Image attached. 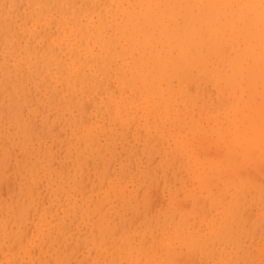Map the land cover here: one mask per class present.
<instances>
[{
    "label": "bare ground",
    "instance_id": "1",
    "mask_svg": "<svg viewBox=\"0 0 264 264\" xmlns=\"http://www.w3.org/2000/svg\"><path fill=\"white\" fill-rule=\"evenodd\" d=\"M250 3L259 4V0H0V7L2 9L0 13V25L3 29V35L0 39H9V43L12 42L14 45H18L20 39L25 41V53L29 58H36L43 68H56L58 72L65 75L69 80H72L79 87L85 89V92L91 96L93 102L100 100L105 107H113L117 112L127 110L131 114H137L145 118L147 122L149 118L152 119L150 123H152L155 130L163 137L174 140L177 147L183 149L182 152L186 151L187 154H193L198 151H195L194 148L199 149L197 153L201 150L204 153V158H202L206 164L203 163V161L201 163L205 165L206 169H210L211 173L212 171L214 172L213 174L216 173L214 175L215 178L216 175L218 179L220 178L216 180L218 183V181L220 182L223 180L221 176L225 171L232 170V172L241 174L240 164L242 165L243 163L244 166V162H251L256 156L264 160V39H262L261 36L259 10L253 11L241 8L214 7V5H242ZM196 5H202L204 7H194ZM207 93L209 98L204 99ZM213 93L218 100V110L224 112L222 116L216 114L213 116L208 115L209 112L206 108L213 104ZM84 105H89V103L83 104V106ZM90 106L91 103L89 107ZM196 106L199 107L200 111L198 115L193 112ZM3 108H1V110ZM85 108L87 109V107ZM204 111H206L209 116L208 120L218 125L216 129H214L215 125H211V123H209L211 126L206 127L203 125L202 121L205 118L203 117L204 119H201V113ZM16 113L19 115L21 110L18 109ZM36 125L35 127L37 128L39 123L36 122ZM56 127H54V129ZM211 132L216 134L215 136H217L218 140H221L220 142H224L221 143V145L224 144L223 147H225V150H221V146L219 144L218 146L216 143L214 147L217 145L219 151H217L215 147V151L212 152L214 150V147L213 150L211 149L213 144L208 143L209 134H211ZM62 134L60 133L59 135ZM189 135L191 137H189ZM218 140L216 141L218 142ZM34 144L36 145V143ZM178 150L179 149L176 150L177 153ZM10 152L13 156V151ZM215 152L220 156L218 157L215 154L218 160L214 158ZM196 156L197 154L195 157ZM82 157L83 156H81V158ZM189 157L190 155H188V158ZM255 160L256 159H254L253 163L257 165L258 160ZM55 162L56 161L53 163ZM261 162L263 163L264 161ZM90 163L89 161L88 164ZM196 164L197 163H195L194 166H196ZM248 164L249 163L246 164L247 167ZM66 165L68 166L67 163ZM110 165H108L109 168ZM255 165H253V167ZM200 166L201 165H199V168ZM250 167L249 165V168ZM244 168L246 169V167ZM254 168L257 169L256 166ZM98 169L99 167L97 170ZM206 169L204 170L205 172L208 171ZM258 169H260V167ZM258 169L256 175H253V178H260L257 176L260 175ZM85 170L83 169V171ZM191 170H193L192 167ZM194 171V174L193 172L190 174L199 176L197 174V168L194 167ZM199 171H201V169ZM201 173L203 174V169ZM211 173L210 175H212ZM206 174L207 172L203 174V182L201 184L204 183L202 185L203 189L206 188L208 190L210 188V191L213 192V190H211V188H213V181L208 177L210 175ZM253 174H255L254 171ZM193 175L192 177L194 178ZM226 175L227 174H225V176ZM250 176L252 177V172L250 174L249 171V179L251 178ZM192 177L191 179H193ZM199 177H197V181ZM211 177H213V175ZM230 177L232 179L234 178L233 180L236 178L235 176L233 177V173L230 175L229 172V178ZM85 178L83 177L82 179ZM95 180L96 179L93 181ZM199 180V182H201V179ZM43 181L42 183H44ZM246 181L244 180L243 183ZM103 182L105 184V179ZM222 182L220 184L221 186ZM248 182H246V185H248ZM97 183L96 181V184ZM231 183L232 182H230V184ZM233 183L234 185L236 184V182ZM251 183H253V181ZM7 184L11 185L10 183ZM86 184V186H88V183ZM53 186H55V184ZM231 187L234 188L235 186L230 185V189ZM9 188L10 186L8 187V191ZM244 188L246 189V187ZM11 189L12 188H10L9 192H12ZM88 189L89 188H87V192ZM94 190L95 188L93 191ZM224 190L227 191L226 188ZM200 191L201 190L198 189V192H196L199 193ZM220 192L218 191L217 195L218 193L220 194ZM225 193L226 192H224V195ZM21 194L23 193H20V195ZM83 195H85V193ZM191 195L193 196V194ZM220 195L222 196V194ZM237 196L239 200V195ZM200 198L197 197V199H199L198 202L207 198V200L205 199L206 201L204 200L202 208L204 205L206 207L210 203L213 204L216 202V205L222 204V202H220L221 200L215 198L214 195L212 196L211 192L209 196H203L202 199ZM223 198H225V196H223ZM230 198L232 199L233 197L231 196ZM262 200H264L263 195ZM45 201L42 202L46 203ZM180 201L182 202V199ZM207 201L210 203L208 202L207 204ZM78 202L80 201L78 200ZM179 202V206H182L181 208L185 206V209L187 204H192L189 202L190 204L185 203L183 205V203ZM248 202L249 201L245 203L247 204ZM196 203L197 202H195V204ZM200 203L202 204V202ZM237 204L233 202L230 207L229 205L228 207L225 206L228 213H224L226 215H232L231 212ZM246 204L244 211L247 209ZM214 205L209 206L215 208ZM254 205L255 204H253V206ZM196 206H199V203ZM63 207L61 208L63 209ZM212 208L206 207L203 211L205 210L206 213H209ZM256 208L258 209V207ZM194 209L195 206L192 211L190 209V212H193ZM207 209L209 210L207 211ZM37 210H39V207ZM263 210L264 208L256 211H261L263 213ZM28 211L31 212V210ZM154 211L156 212V210ZM198 212L199 211L196 210L194 211L195 216ZM203 213L204 212H199L197 216ZM139 215L138 218H140ZM200 215L198 216L199 218ZM203 215L205 216V213ZM257 216H259V214ZM236 217L238 219L239 215ZM243 217L244 216H242V218ZM245 217L251 219L249 215ZM30 218L29 214V219ZM242 218H239L240 222L244 219ZM201 220L195 221L201 222ZM254 220L256 219L254 218ZM134 221L136 224L137 216L136 220H133V223ZM112 222L113 221H111V223ZM191 223L192 222H190V224ZM247 224L249 223L247 222L245 225ZM59 225L60 226L56 229L61 230L65 226L63 222ZM198 227L194 228L192 231L180 228L177 230L178 232L176 234L164 233L162 237L158 235V238L155 236L152 240L149 239L148 243H146L149 238L147 236V240L145 239L146 241L141 242L138 246L133 245L129 239L125 237H122L118 241L106 239L100 243L96 242V261L98 264H185L183 263L184 255L186 256L188 253L192 252L207 253V249L211 246L210 244L222 237L217 229H213L215 234L214 238L212 235H210L212 238L209 236L206 237V234ZM226 227L228 226L226 225ZM252 227L253 226H251V228ZM29 228L31 229V227ZM47 229L49 231L48 234L54 233L51 226H47ZM86 229L88 230V228ZM119 231L120 230H118V232ZM43 232L44 229H37L33 231V233H30V231H26L22 226H19L18 230L15 232L6 229V234L4 235L6 237L5 240L8 242H3V238L0 236V253L3 250H7L9 254L6 256L5 260L0 259V264H51L52 261L49 262L47 253L48 250H50V248H48V242L52 241L53 235H50L46 240L43 236ZM258 232L259 231L255 234V237L258 235ZM46 233L47 230L44 232V235ZM258 240L255 241L256 244ZM209 241H211V243ZM222 242L220 241L219 245H221L220 243ZM255 243H252L253 246ZM73 247H75V245ZM180 247L181 249H179ZM212 247L214 249V246ZM59 248L60 247H58V249ZM257 248L260 249V247ZM211 249L210 247V251ZM208 253L210 254V252ZM204 256L206 255L204 254ZM201 257H203V255ZM215 257L217 258V256ZM190 259L192 260V257ZM56 260L59 262V257H57ZM196 262L198 264L197 260ZM208 263L210 264V261ZM187 264H190V262Z\"/></svg>",
    "mask_w": 264,
    "mask_h": 264
},
{
    "label": "rangeland",
    "instance_id": "2",
    "mask_svg": "<svg viewBox=\"0 0 264 264\" xmlns=\"http://www.w3.org/2000/svg\"><path fill=\"white\" fill-rule=\"evenodd\" d=\"M1 12L2 9L0 7V13ZM2 30L0 25V37L3 35ZM1 39L0 107H5L2 110L0 108V236L3 238V242H8L5 240L6 237L4 235L6 234V229L15 232L18 230L19 226H22L26 231H30V233H33V231L37 229H44V232L47 230L45 235L43 232V236L46 240L50 235H53L52 241L48 242V248H50V250H48L47 253L49 262L52 261L51 264H98L96 261V242L100 243L106 239L118 241L122 237H125L128 238L133 245L138 246L141 242H145L148 237L146 243L155 236L157 237L159 235L162 237L164 233L176 234L178 232L177 230L180 228L192 231L199 226L202 232L206 234V237L209 236L212 238L213 236L214 238L215 234L213 229H217L223 238H217L218 240L210 244L212 248L211 251L210 247L207 249L210 254L207 251V253H188V255H186L187 258L184 255L183 263L187 264L190 262V264H197V260L198 264H207L209 261L210 264H214V262L215 264H226L227 262V264H264V210L263 213L261 211H256L264 208V200H262V195L264 197V162H261L264 160L256 156L251 162H244V166L243 163L242 165L240 164L241 174L232 172V170H227L224 172V176H221V179L228 181L224 182L222 180L223 182L218 181L217 183L216 180L218 177L217 175L216 178L214 176L216 173L213 174V171L211 173V170L206 169L203 164L205 163L203 159L204 153L201 150L197 153L199 149L194 148L195 151L198 150L194 152L195 155L197 154L196 157L194 153L187 154L186 151L182 152L183 149L178 148L174 140L163 137L155 130L152 123H150L152 119L149 118L148 123L145 118L137 114H131L127 110L117 112L113 107L103 106L100 100L93 102L91 96L85 92V89L79 87L72 80H69L65 75L58 72L56 68H43L36 58H29L25 53V41L20 39L18 45H14L12 42L9 43V39H2V41ZM2 85L3 87L1 88ZM205 97L204 99L209 98L208 93ZM212 97L213 104L206 108L209 112L208 115H224L222 110H218V100L214 93ZM87 103H89V105L91 103V106L84 105L87 107L86 109L83 104ZM18 109L21 110L19 115L16 113ZM193 112L196 115L200 114L199 107H194ZM208 115L206 111L201 113V119L203 120L205 118V121H202L203 125L206 127L215 125L214 129H216L218 125L208 120ZM36 122L39 123L37 128L35 127ZM209 123H211V125ZM54 127L56 128L54 129ZM60 133L63 134L59 135ZM215 135L216 134L212 132L209 134L208 143L213 144L211 149L213 150L214 144L217 143V145L219 144L221 146V150H225V147H223L224 144L221 145V143L224 142H220L221 140H218ZM189 137L191 136L189 135ZM216 140H218V142ZM34 143H36V145ZM217 145L215 147L217 151H219V145ZM215 147L213 151L211 150L212 152L215 151ZM177 149H179L178 153L176 151ZM10 151H13V156ZM215 154L216 152L214 153V158L218 156ZM188 155H190L189 158ZM81 156L83 157L81 158ZM254 159L258 160L257 165L253 163ZM54 161L56 162L53 163ZM89 161L91 162L90 164H88ZM202 161L203 163H201ZM195 163L198 165L196 164V166H194ZM247 163H249L248 167L246 165ZM108 165H110V168ZM199 165H201L200 168ZM249 165L251 166L250 168ZM253 165H255L257 169L260 167L258 171H260L261 176L263 175L262 177L257 175L260 178H253V175H256L257 172V169H255ZM190 166L193 170H191ZM98 167L99 169L97 170ZM194 167L197 168V174L200 177L196 174V176L193 175L196 171V169L194 171ZM244 167H246V169ZM204 168L214 177H211L212 175L206 171V175H210L208 177L213 181V188H211V190L215 193L210 191V188L207 190L204 187L205 189H203L202 185L204 183H201L203 182V174L206 173ZM83 169L85 171H83ZM198 169H201V171ZM202 169L203 174L201 173ZM249 171L250 174L252 172V177L250 176L251 181L249 179ZM253 171L255 174H253ZM192 172L193 174H190ZM229 172L230 175L233 173V177H236L235 180L231 178L232 176L229 178ZM225 174L227 175L225 176ZM83 177L86 178L82 179ZM191 177L193 179H191ZM197 177L201 179V182H199V179L197 181ZM94 179L96 180L93 181ZM104 179L105 184L103 182ZM244 180H247L246 182L250 181L248 185H246V182L243 183ZM42 181L44 183H42ZM96 181L98 182L97 184ZM252 181L253 183H251ZM221 182L222 186L220 185ZM230 182L232 183L230 184ZM233 182H236V184L234 185ZM86 183H88L89 187L86 186ZM54 184L55 186H53ZM230 185L235 187H231L230 189ZM9 186L12 188V192H9L10 188L8 191ZM86 187L90 189H88V192ZM242 187H246V189L244 188L243 190ZM94 188L95 190L93 191ZM197 188L201 190L199 193H197ZM225 188L227 191L224 190ZM218 191L222 192H220L222 196L219 193L217 195ZM83 192L85 195H83ZM210 192L212 196L214 195L215 198L221 200L220 202H222V204L216 205V202L211 204L209 202L210 198L208 197L209 201H207V204L208 202L210 204L206 207L212 208L209 205L215 204V208H212V211L210 210L209 213H206L205 210L203 211L206 207L204 205L202 208V205L207 198L203 199V201L201 200V204L198 202L199 199H197V197H201L200 199H202L203 196H209ZM224 192H226L225 195ZM20 193H23L21 194L22 196ZM191 194H193V196ZM237 195H239L240 201L237 199ZM223 196H225V198H223ZM231 196L233 197L232 199L230 198ZM181 199L182 202L180 201ZM78 200L80 202H78ZM247 201L249 202L246 204L245 202ZM178 202L183 203V205L189 202L192 204L189 203L190 205H186L187 211L185 206L181 208L182 206H179ZM195 202L197 203L195 204ZM233 202L238 204L231 212L232 215H226L224 213L227 212L226 207H228V205L230 207ZM252 202L255 204L254 206ZM198 203L199 206H196ZM244 203L247 205L246 212L244 211ZM194 206L195 209L193 212H190V209L192 211ZM38 207L39 210H37ZM61 207H63L64 211ZM256 207H258V209ZM28 210H31V212ZM154 210H156V212ZM195 210L205 213V216L203 215L204 213L201 214L202 220L200 214V218L198 217L199 215L197 216L199 212L195 216ZM208 210L209 209H207V211ZM29 214L31 217L30 219ZM137 214L140 218H138ZM237 214L240 219L244 216L241 222L239 218L237 219ZM258 214L259 216H257ZM248 215L251 219L245 217ZM136 216L137 221L135 224L133 220H136ZM254 218L256 220H254ZM195 220H201V222L199 221V223ZM111 221L113 222L111 223ZM61 222L65 224L64 228L61 230L56 229L60 226L59 224ZM190 222L192 223L190 224ZM247 222L249 224L245 225ZM226 225L231 228L226 227ZM250 225L253 227L251 228ZM47 226H51L54 233L48 234L49 231ZM130 226L133 227L131 228ZM29 227H31V229ZM86 228H88V230ZM118 230L120 231L118 232ZM257 231L259 232L256 238L255 234ZM256 240L261 243L259 244L257 241L256 244ZM220 241H223L220 243L221 245H219ZM209 242L211 243V241ZM252 243H255V245L253 246ZM74 245L75 247H73ZM212 246H214V249ZM255 246L260 247V249ZM58 247H60V250ZM179 249H181V247ZM8 254L9 252L7 250L1 251L0 259L5 260ZM204 254L206 256H204ZM202 255L203 257H201ZM213 256H217V258ZM57 257H59V262L56 260ZM191 257L192 260L190 259Z\"/></svg>",
    "mask_w": 264,
    "mask_h": 264
},
{
    "label": "snow or ice",
    "instance_id": "3",
    "mask_svg": "<svg viewBox=\"0 0 264 264\" xmlns=\"http://www.w3.org/2000/svg\"><path fill=\"white\" fill-rule=\"evenodd\" d=\"M194 7H204V6L196 5ZM214 7L241 8V9H248L253 11L258 9L261 20V36L262 39H264V0H259V4H255V3L242 4V5L223 4V5H214Z\"/></svg>",
    "mask_w": 264,
    "mask_h": 264
}]
</instances>
